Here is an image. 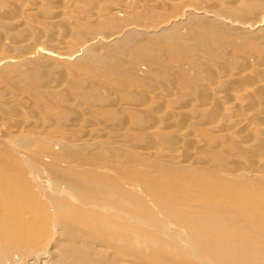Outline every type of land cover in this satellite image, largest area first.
Returning a JSON list of instances; mask_svg holds the SVG:
<instances>
[{"label":"rangeland","instance_id":"374dc122","mask_svg":"<svg viewBox=\"0 0 264 264\" xmlns=\"http://www.w3.org/2000/svg\"><path fill=\"white\" fill-rule=\"evenodd\" d=\"M31 1L0 0V59L10 55L25 60L0 62V120L5 123L0 121V131L8 139L0 140V192L6 195L0 196L7 198L8 204H3L9 210L36 213V237L45 228L48 236L56 232H51L56 236L55 240L50 236L51 244L45 238L49 243L45 246V234L35 243L31 236L30 246H43L46 259L52 256L49 264L68 257L61 264H264V179L239 178L225 171L240 169L236 160L247 157L261 159L264 170V142L248 149L242 141L249 140L251 131L232 136L214 126L219 117L224 124L236 117L235 111L223 108L220 114L219 108L236 96L235 87L247 85L235 73L264 60V50L257 45L264 25L262 32L260 28L236 32L227 21H260L264 0L237 5L233 0H161L156 5L145 0L119 17L101 16L109 0H70L63 4L62 23L54 22L51 9L63 0L50 2L51 7H30ZM120 1L133 6L140 0ZM185 4L198 11L185 12ZM22 10L24 25L14 28L9 21ZM93 11L99 15L94 22L78 15ZM204 11H218V18ZM173 17L182 18L173 22ZM132 22L134 29L129 28ZM29 36L42 38L34 45L55 55L35 56L28 52L33 47L17 48L18 41ZM5 38L7 46L1 47ZM83 43L89 44V52L80 50L81 55L58 64L62 59L57 55L76 53ZM245 53L260 59L249 62ZM254 75L264 79L262 72ZM224 76L230 82H223ZM217 79L221 94L216 93L218 98L214 94L213 113L205 104L214 103L210 99L214 92L209 90L208 96L201 88ZM235 98L242 109L263 101ZM169 109L177 110V115ZM19 114L28 122H19L17 132L18 122L12 120ZM185 123L191 125V136L184 137L186 147L178 153L182 138L170 131ZM18 145L26 152L17 153ZM187 161L190 164L185 165ZM54 179L67 190L61 197L54 192ZM41 183L47 186L41 188ZM25 244L18 247L21 252L30 247ZM220 247L225 251L214 249ZM53 253L62 258L54 261L58 256Z\"/></svg>","mask_w":264,"mask_h":264},{"label":"bare ground","instance_id":"6f19581e","mask_svg":"<svg viewBox=\"0 0 264 264\" xmlns=\"http://www.w3.org/2000/svg\"><path fill=\"white\" fill-rule=\"evenodd\" d=\"M2 1V0H1ZM7 1H9V2H12L13 0H7ZM53 1H56V0H32L31 1V5L29 4V6L31 7H36V6H42V7H45V5L46 4H49L50 2H52V5H54L53 4ZM60 1V0H59ZM62 1V0H61ZM76 1H78V0H76ZM80 1V0H79ZM85 1H87L88 2V0H85ZM106 1V0H105ZM130 1V0H129ZM143 1L144 2H146L145 0H140L139 2H135L136 4H132L133 6H128L126 3H123V2H121L120 0H112V1H110L109 0V4H110V6H107L108 7V9H107V12H105L104 13V15L102 14L101 16H107V17H119L120 15H122V13L124 12V11H126L127 10V8L129 9L130 7L132 8V10H136L135 8H139L140 6H141V4L143 3ZM163 1V0H162ZM162 1L161 0H152V3L154 2V4L155 3H162ZM166 1V0H165ZM233 1H235V2H241V3H243L244 1L246 2V1H249V0H233ZM3 2H4V0H3ZM3 2L1 3V4H3ZM68 2H70V3H72V1H70V0H67V1H65V0H63L62 1V4H58L57 5V3L54 5V7H53V9H51V12L53 13V16H55L56 18H55V21L54 22H56V23H62L61 22V18L63 17V18H65L64 17V7L66 6V5H68V4H70V3H68ZM73 2H74V0H73ZM81 2H84L83 0H81ZM95 2V1H94ZM132 2H134V1H131V3ZM167 2V1H166ZM176 2H178V1H176ZM175 2V3H176ZM188 2V1H187ZM238 2L237 3H235L236 5L238 4ZM244 2V3H245ZM6 3V2H5ZM89 3V2H88ZM98 2H96V4H97ZM130 3V2H129ZM174 3V2H173ZM7 4V3H6ZM51 4V3H50ZM49 4V5H50ZM63 4H66V5H63ZM81 4V3H80ZM84 4V3H83ZM86 4V3H85ZM57 5V6H56ZM156 5V4H155ZM199 5V4H198ZM223 5V4H222ZM236 5H234V6H236ZM2 6V5H1ZM5 7H6V5H4ZM8 6H9V4H8ZM28 6V7H29ZM212 6H216V7H219V5L218 4H213ZM230 6V5H229ZM50 7H51V5H50ZM49 7V8H50ZM80 7V6H79ZM105 7V6H104ZM193 7V6H192ZM191 7V5H189V4H185V7H184V11L185 12H187V11H189V10H191V11H194V12H197L198 10H196V9H194V8H192ZM46 8H47V6H46ZM70 8V7H69ZM76 8V7H75ZM81 8H83V7H81ZM80 8V9H81ZM89 8V7H88ZM93 8V7H92ZM91 8V9H92ZM100 8H102V7H100ZM215 8V7H214ZM7 9V8H6ZM45 9V8H44ZM103 9V8H102ZM216 9V8H215ZM2 10V9H1ZM49 10V9H48ZM96 10V9H95ZM105 10V9H104ZM201 10V9H200ZM35 11V10H34ZM46 11V10H45ZM74 11V10H73ZM82 11V10H81ZM100 11V10H99ZM183 11V12H184ZM48 12V11H47ZM46 12V13H47ZM75 12V11H74ZM78 12H80V10H78L77 11V13ZM101 12V11H100ZM184 12V14H186ZM208 11H204V13H206V14H208V15H214L215 17H217L218 18V15H215L217 12L216 11H211L212 13L211 14H209V13H207ZM24 10H22V12H18L17 13V15H15V16H12L13 17V19H11V21H9V24H11L12 26H14V28L15 27H21L22 26V24L24 23ZM27 13V12H26ZM26 13H25V15H26ZM68 13V12H67ZM77 13H75V14H73V15H77ZM93 13L94 14H88L87 16L86 15H84V14H78V15H80V17H83V18H87L88 20H90L91 22H94V21H96L98 18H99V15H96L97 13H96V11H93ZM102 13V12H101ZM129 13H130V11H129ZM16 14V13H15ZM50 14V13H49ZM86 14V13H85ZM100 14V13H99ZM183 14V13H182ZM181 14V15H182ZM63 15V16H62ZM77 15V16H78ZM77 16H76V19H77ZM100 16V17H101ZM51 17V16H50ZM75 17V16H74ZM54 18V17H53ZM78 18H79V16H78ZM85 18V19H86ZM182 18V17H181ZM181 18H179V17H173V19H172V21L174 22V21H176V20H178V19H181ZM220 18V17H219ZM80 19H82V18H80ZM84 19V20H85ZM7 20H9V19H6V21ZM50 20V19H49ZM100 20H102V19H100ZM104 20H107V22H109L108 21V19L106 18V19H104ZM63 21V20H62ZM81 21V20H80ZM87 21V20H86ZM90 21L88 22L89 24H90ZM170 21H171V19H170ZM226 21V20H225ZM48 22V21H47ZM177 22V21H176ZM227 22H229L230 23V27H231V29L232 30H234V31H236V32H239V31H241V30H245V29H247V31H251V30H256V29H259L260 28V30H261V32L263 31L262 29H261V26H263L264 25V15L262 16V18L260 19V21H257V22H254V24H249V23H244V22H232V21H227ZM96 23V22H95ZM133 23V22H132ZM6 24V23H5ZM49 24H51V23H49ZM84 24V23H83ZM7 25V24H6ZM24 25V24H23ZM137 25H138V23H137ZM165 25V24H164ZM170 25V24H169ZM91 26V25H90ZM137 27H139V26H137ZM136 27V28H137ZM162 27H163V25H162ZM229 26H228V28H230ZM89 28V27H88ZM130 29H134L135 27H134V23H133V26H131V27H129ZM33 29V28H32ZM95 29V28H94ZM102 29V28H101ZM263 29H264V27H263ZM28 30V29H27ZM36 30V29H35ZM98 30V29H97ZM151 30V29H150ZM260 30H258V31H260ZM22 31V30H21ZM164 31V30H163ZM244 32V31H243ZM243 32H242V34H243ZM246 32V31H245ZM260 32V33H261ZM30 33V32H29ZM58 33V32H57ZM103 33V32H102ZM256 33V32H255ZM31 34H33V33H31ZM94 34V33H93ZM104 34V33H103ZM102 34V35H103ZM115 34H120V33H115ZM114 34V35H115ZM12 35V34H11ZM20 35V34H19ZM30 35V34H29ZM46 35V34H45ZM44 34H43V37L45 36ZM114 35H112V36H114ZM18 36V35H17ZM122 36V35H121ZM20 37V36H19ZM18 37V38H19ZM32 36H29L28 38H26V39H21V38H19V39H21V41H18V40H16V41H18L19 43H18V46H17V48H32L31 50H29L28 52H29V54H31V55H35V56H37V54H38V52L39 53H43V54H45V53H48L49 55H55L54 53H52L51 51H49V49H47L46 47L44 48L43 47V45L41 46V45H34V44H36L37 43V41L39 42V41H41L42 40V36L40 35V37H42V38H31ZM94 37V36H93ZM96 37V36H95ZM94 37V39L96 40V38ZM104 37V36H103ZM119 37V36H118ZM252 37V36H251ZM254 37V36H253ZM252 37V38H253ZM256 37V36H255ZM45 38H46V36H45ZM45 38H43V39H45ZM90 38V37H89ZM91 38H92V36H91ZM259 38V37H258ZM12 39V38H11ZM38 39V40H37ZM66 39H68V38H66ZM87 39V38H86ZM103 39V38H102ZM110 39V38H109ZM255 39V38H254ZM60 40V39H59ZM70 40V39H69ZM88 41V43H92L93 42V39L91 40V39H87ZM94 40V41H95ZM2 42H1V47H5V46H7V43H8V40H7V38H5V40H1ZM62 41V40H61ZM71 41V40H70ZM59 42V41H58ZM255 42V41H254ZM84 43H85V41H84ZM83 43V44H84ZM31 44H33V45H31ZM69 44H70V42H69ZM254 44V43H253ZM259 44V45H258ZM11 45H14V43L12 44L11 43ZM16 45H17V43H16ZM66 45H68V44H66ZM91 45V44H90ZM257 45H258V47L259 46H261V48H263V50H264V37L263 36H261L259 39H258V41H257ZM69 46V45H68ZM68 46H66V47H68ZM89 44H84L83 46H82V48L81 49H79V51H77L76 53H74L75 52V50H73L74 52H73V54H69L68 53V51H67V54H60V55H57L58 57H59V60H61V61H59V63L58 64H60V63H62V61L63 60H65V61H70V60H72V59H74V57H77V56H79V55H81L82 54V52H80V50H84L85 51V53H87V52H89ZM8 48V47H7ZM6 48V49H7ZM15 48V47H14ZM13 48V50L14 51H16L15 49ZM62 48V47H61ZM4 49V48H3ZM47 49V50H46ZM260 49V48H259ZM2 50V49H1ZM7 50H9V48L7 49ZM20 49H18V51H19ZM262 50V49H261ZM13 51V52H14ZM53 51V50H52ZM8 52V51H7ZM9 52H10V50H9ZM13 52H11L12 53V55H13ZM54 52V51H53ZM5 53V52H4ZM15 53V52H14ZM58 53V52H57ZM62 53V52H61ZM262 53H263V51H262ZM18 54V53H17ZM17 54L16 55H14V56H17ZM28 53L27 54H25V55H29ZM47 54V58H48V55ZM242 54V53H241ZM246 54V53H245ZM8 55V54H7ZM46 55V54H45ZM88 55V54H87ZM86 55V56H87ZM34 56V57H35ZM39 56H41V55H39ZM90 56V55H89ZM88 56V57H89ZM20 57L21 56H19V59L18 60H20ZM25 56H23V58H24ZM31 57V56H30ZM41 57H44V55H42ZM57 57V58H58ZM18 58V57H17ZM26 58H27V56H26ZM29 58V57H28ZM90 58V57H89ZM243 58V57H242ZM36 59V58H35ZM244 59H246L247 61H249V62H257L258 61V59H260V58H258V56L256 55V54H246V55H244ZM18 60L16 59V57H12V56H10V55H8V56H5V57H2L1 59H0V62H3V63H5L6 65H12V64H15V63H17L18 62ZM26 60H28V59H26ZM43 60V59H42ZM52 60V59H51ZM56 60V62L55 63H57V60L58 59H55ZM54 60V61H55ZM21 62H24L25 60H20ZM29 61H30V59H29ZM34 61V60H33ZM260 61H262V60H260ZM20 62V63H21ZM43 62H44V60H43ZM53 62V61H52ZM51 63V62H50ZM44 64V63H43ZM257 63H255V65H249V66H247L246 68H244V69H240L239 70V68H238V70L240 71V72H236L235 74H237V76H238V78L240 79V81L241 82H243V84H245V83H247V85L245 84V85H242V83L240 84V85H242V86H237V87H235V92H233V94L232 95H234V93L236 94V96H233L230 100L228 99V100H226V102H225V106L223 107H221V105L219 106V108L221 109L220 111H221V113L220 114H222V111H223V108H225V109H227V110H229V111H235L236 113V117H234L233 115H232V117H233V119L232 120H230V122H226V124H224V123H222L221 121L222 120H219L220 119V117L219 118H217V122H215L216 123V125H214V126H218L217 128L219 129V130H222L223 131V133L224 134H227V133H231L232 134V136L234 135H236V133H238V132H242V131H251L252 133L250 134V136H249V140L248 141H242V139H241V141L243 142V144L245 145V147H247L248 149H253L252 147L255 145V144H258L259 142H261L262 141V144H263V142H264V79L263 78H260V79H254L255 77H253V75L254 74H258V72H262V73H264V60H263V63H258L257 65H256ZM42 65V64H41ZM45 65V64H44ZM47 65V64H46ZM13 66H16V65H13ZM40 66V65H39ZM43 66V65H42ZM57 65L55 64V67H56ZM209 66V65H208ZM54 67V66H53ZM57 68V67H56ZM58 69V68H57ZM236 70V69H235ZM228 75H229V73H228ZM230 75H232V78H234V76H233V74L231 73ZM255 76V75H254ZM260 76V75H259ZM228 77V76H227ZM253 77V78H252ZM256 77H258V76H256ZM221 78V77H220ZM224 79L226 78L225 76L223 77ZM222 78V81L224 82H228L229 80H230V78L228 77V78H226L225 80ZM236 78V77H235ZM238 78H236V79H238ZM259 78V77H258ZM215 80V79H214ZM219 79H217V81H218ZM213 81H211V83H210V85H212V86H210L209 84H207V85H209V86H205V87H203V88H201V92H204L205 93V91H207L206 92V95H207V93H208V96H210V94H209V90H213V97H211L210 99H211V101H212V99H213V102H214V100L216 99L217 100V98H218V95L216 96V93H219V92H217V91H219V89H221V84L219 85H217V83H219V81L218 82H216V83H212ZM215 82V81H214ZM230 82V81H229ZM221 83V82H220ZM61 84V83H60ZM123 85V84H122ZM61 85H59V87H60ZM223 86H225V85H223ZM222 86V87H223ZM219 88V89H218ZM58 89V88H57ZM4 90V89H3ZM59 90V89H58ZM7 91V90H6ZM5 92V91H4ZM9 92V91H8ZM142 93V92H141ZM212 93V92H211ZM223 93H224V91H223ZM186 94V93H185ZM214 94H215V96L217 97H215L214 96ZM219 94H221V93H219ZM231 95V96H232ZM221 96L222 95H219V97L221 98ZM247 96H250V98L253 96V98H263L262 100V102H259V104L257 105V106H255V107H251L250 109H247V106L244 108V109H242L241 108V102L238 100L237 101V99L235 98V97H237V98H247ZM6 97V96H5ZM220 98H219V100H220ZM194 99V98H193ZM208 99H209V97H208ZM209 99V100H210ZM215 100V101H216ZM218 100V101H219ZM252 100V99H251ZM211 101H209V102H211ZM217 101V104H219V102ZM183 103V102H182ZM213 104H215V102L214 103H206L205 105H206V107H207V109L206 110H211L212 111V109H215V107H214V105ZM243 104V103H242ZM7 105V104H6ZM204 105V106H205ZM224 105V104H223ZM243 106V105H242ZM80 107V106H79ZM189 107V106H188ZM89 109V108H88ZM247 109V110H246ZM170 110V109H169ZM180 110V109H179ZM219 110V109H218ZM208 111H206L207 113H209ZM210 111V112H211ZM169 112H174V114L175 115H177L176 114V112H177V110L176 111H174V110H170ZM168 112V113H169ZM182 112V111H181ZM213 112V111H212ZM211 112V113H212ZM216 112V111H215ZM227 112V111H226ZM167 113V114H168ZM183 113V112H182ZM214 113V112H213ZM233 113V112H232ZM171 115V114H170ZM209 115V114H208ZM164 116V115H163ZM27 117V116H26ZM208 118V117H207ZM215 119V118H214ZM12 120V119H11ZM219 120V121H218ZM0 121H2V120H0ZM13 123L14 122H18L17 124H16V131L18 130V131H20L21 129H20V125L23 123V125L25 124V123H27L28 122V119H26L25 118V116L24 117H22L20 114H19V116L18 115H15L14 116V118H13ZM224 121V120H223ZM3 122V121H2ZM1 122V123H2ZM19 122L21 123L20 125H19ZM158 122H160V121H158ZM35 123H37V122H35ZM209 124H211V125H209V126H212L213 124H212V121H209L208 122ZM3 124H5L4 122H3ZM186 124V123H185ZM183 125L182 127H180L179 125H178V127L179 128H173V129H171V131H170V134H172V135H176V136H180L181 138H182V140H180V141H182V143L180 142L179 143V147L181 148V150L179 149V151H178V153L180 152V151H182V149L184 148V141H185V138L184 137H186V136H188L189 134H190V132H188V131H191V125L188 123V124H186V125ZM230 124V125H229ZM22 125V126H23ZM227 125H229L228 127H227ZM208 126V125H207ZM1 127H2V125H1ZM12 127V126H11ZM10 127V128H11ZM24 127V126H23ZM49 127V126H48ZM193 127V126H192ZM170 128H172V127H170ZM216 128V129H217ZM9 129V128H8ZM12 129V128H11ZM20 129V130H19ZM212 129V128H211ZM210 129V130H211ZM217 129V130H218ZM13 130V129H12ZM69 130V129H68ZM194 130V129H193ZM256 130V132L255 133H253L254 131ZM14 132H15V130H13ZM17 131V132H18ZM25 131V130H24ZM148 132V131H147ZM213 132V131H212ZM235 133V134H234ZM60 135V134H59ZM112 135V134H111ZM28 136V135H27ZM190 136H191V134H190ZM189 136V137H190ZM35 137V136H34ZM57 137H59L58 135H57ZM62 137V136H61ZM241 137V136H240ZM239 137V138H240ZM7 138V137H6ZM54 138H55V140L57 139L56 138V136L54 135ZM171 138V137H170ZM178 138V137H177ZM234 138H236V137H234ZM238 138V137H237ZM180 139V138H179ZM0 140L1 141H7L6 139H5V137H4V135H3V133L0 131ZM59 140H61V138L59 139ZM194 141H196V139L194 140ZM199 141V140H198ZM56 142V141H55ZM202 141L200 140V143H201ZM236 142H238V143H240V140L239 141H236ZM113 143V142H112ZM200 143L198 142V144L200 145ZM91 144H95L94 142H92ZM194 144V143H193ZM196 144V143H195ZM203 144V143H202ZM202 144L200 145L201 147H202ZM241 144V143H240ZM239 144V145H240ZM176 145H178V143L176 144ZM197 145V144H196ZM91 146V145H90ZM195 146V145H194ZM199 146V147H200ZM17 147V146H16ZM186 147V146H185ZM22 146L21 145H18V147L17 148H15V151H17V153H21V152H23L24 150H25V148L23 149V151H22ZM154 148V147H153ZM156 148V147H155ZM34 149V148H33ZM157 149V151H160L159 149H158V147L156 148ZM177 149V148H176ZM195 149V148H194ZM193 149V150H194ZM196 149H198V147H196ZM192 150V149H191ZM190 150V151H191ZM200 150V149H199ZM244 150V149H243ZM257 150V149H256ZM148 151V150H147ZM175 151V150H174ZM246 151V150H245ZM251 151V150H250ZM264 151V150H263ZM25 152H26V150H25ZM144 152V151H143ZM145 152H146V150H145ZM144 152V153H145ZM149 153V155L151 154L152 156H154L155 154H156V151L154 150H150V151H148L147 152V154ZM183 153V152H182ZM262 153V152H261ZM261 153H258V154H261ZM141 154V153H140ZM146 153L144 154V155H147ZM248 154V153H247ZM256 154V153H255ZM148 155V156H149ZM179 155V154H178ZM142 156V155H141ZM182 156V155H181ZM196 156V155H195ZM201 156V155H200ZM158 157V156H157ZM202 157V156H201ZM233 157V156H232ZM231 157V159H233V158H236V157H233L232 158ZM260 157V156H259ZM262 157H264V155L262 154ZM262 157H260V158H262ZM202 159H203V157H202ZM237 159V158H236ZM188 160V159H187ZM198 160V159H197ZM255 160V161H254ZM254 160H252V159H250V158H243V159H241L240 158V160L239 159H237L236 161L238 162H236L237 164H239V166L241 167L240 169H231L230 170V167L228 168L230 171L228 172V170H225L229 175H231V176H235V177H238L239 176V178H240V176L241 177H245V178H248V177H252V178H263L264 179V170L262 169V167L260 166V164L262 163V160L261 159H259V160H257V159H254ZM257 160V161H256ZM183 161L184 160H182V163H183ZM205 161H208V160H205ZM204 161V159H203V163H205L206 164V162ZM232 161V160H231ZM66 163H69L68 161H65ZM188 162V161H187ZM187 162H185V163H187ZM234 162H235V160H234ZM62 163V162H61ZM63 163H64V161H63ZM184 163V164H185ZM210 163V162H209ZM188 164H190L189 162L187 163V164H185V165H188ZM214 164V163H213ZM212 164V165H213ZM230 164V163H229ZM184 165V166H185ZM209 165V164H208ZM234 165V164H233ZM190 166V165H189ZM214 167V166H213ZM216 167V166H215ZM228 167V166H227ZM227 167H226V169H227ZM217 169V168H216ZM56 176V175H55ZM55 180V179H54ZM56 181V182H55ZM54 182L57 184L56 185V187H54V192H55V194L58 196V197H61L62 196V194L63 193H66V191L67 190H64L63 189V187L64 186H62V183H61V180H55ZM43 182V181H42ZM15 183V182H14ZM163 185V184H162ZM38 186V185H37ZM43 186H47V185H44V183H41L40 184V187L42 188ZM161 186V185H160ZM72 187H73V189H76V187L75 186H73L72 185ZM71 187V188H72ZM132 187V186H131ZM79 188V187H78ZM4 190V189H3ZM78 190V189H77ZM45 192H46V190H45ZM49 192V191H48ZM71 192V191H70ZM2 192H0V194H1ZM5 194V193H4ZM69 194V193H68ZM2 195V194H1ZM69 195H71V194H69ZM2 196H6V195H2ZM2 196H0V264H37V263H40V262H42L43 264H49V262L48 261H50L49 259H52V256H50V258L48 259H46V251L44 250V247L43 246H39L40 244H39V241L41 240V239H39V241L38 242H36V243H38L39 245H37L36 246V248L33 246V247H31L32 245H31V243H35V241H37V239L38 238H40V236H44V232H45V229L47 230V228H45L44 229V232H43V235H41L40 234V236L39 237H36L37 235H36V232H35V230H36V226H35V214L33 215L32 214V212H30V211H27V212H30V213H28V216L26 215V214H22V213H20L21 212V210H23V208L22 209H20V212H17V211H14V210H16L15 209V207H14V210H12V209H10L9 210V208H7L4 204H3V201H4V203H7L8 204V202L6 201V199L7 198H3ZM55 196V195H54ZM57 197V198H58ZM54 198V200H55V202H56V204H58V205H60V203H62V200L60 199V198ZM168 199V198H167ZM65 201V200H64ZM57 205V206H58ZM62 205V204H61ZM10 206V205H9ZM106 206V205H105ZM243 206V205H242ZM48 207H49V205H48ZM51 207V206H50ZM52 207H53V204H52ZM241 207V206H240ZM60 208V207H59ZM105 208V207H104ZM114 208V207H113ZM49 209H51V208H49ZM55 210V209H54ZM62 210V209H61ZM40 213V212H39ZM40 215V214H39ZM43 216V215H42ZM44 217V216H43ZM44 219H46V218H44ZM54 219V218H53ZM52 222V221H51ZM139 222V221H138ZM48 224V223H47ZM47 224L45 223L44 224V227H45V225L47 226ZM51 224V223H50ZM38 225V224H37ZM41 225V224H40ZM49 225V224H48ZM56 226V225H55ZM55 226H52V225H50V227H53V228H55ZM150 226V225H149ZM158 226V225H157ZM36 227V228H35ZM41 227V226H40ZM48 227V226H47ZM162 227V226H161ZM150 228V227H149ZM57 229H59V228H56L55 230H57ZM156 229V228H155ZM38 230H39V228H38ZM49 230V229H48ZM51 232H53V231H51ZM51 232L49 233L50 234V236L52 237L53 235L52 234H54V232L51 234ZM48 233V232H47ZM47 233L45 234V237H44V239L47 237V239H49V238H51L50 236H48L47 235ZM56 233V232H55ZM59 234H61V233H59ZM152 234V233H151ZM58 235V234H57ZM34 237L35 239H32L30 242V244H29V240H27L28 238H30V237ZM54 237V236H53ZM52 237V238H53ZM51 238V239H52ZM54 238H56V236L54 237ZM53 238V240H55ZM44 239H42V241H40L41 243L44 241ZM51 239H49L50 240V244L52 243L51 242ZM59 239V238H58ZM48 240V241H49ZM64 240V239H63ZM55 242V241H54ZM62 242V241H61ZM64 242V241H63ZM26 243V244H25ZM60 243V242H59ZM27 245L28 246V244H29V246L30 247H28V248H26V251H25V249H24V252H21L20 250H22V249H20V248H18L20 245ZM46 244H49V243H47V241H46V239H45V243H44V246L46 245ZM34 245V244H33ZM41 245H43V244H41ZM67 246V245H66ZM78 246V245H77ZM76 245L74 246L75 248L77 247ZM49 247V246H48ZM71 247V246H70ZM22 248V247H21ZM47 248V247H46ZM20 249V250H19ZM215 250H218V251H221V252H224L223 250H222V248L220 247V248H214ZM77 250V249H76ZM66 251V250H65ZM65 251H64V253H65ZM47 252H48V250H47ZM70 252V251H69ZM119 252V251H118ZM62 253V252H61ZM49 254L50 255H52V252H49ZM54 254V253H53ZM56 254V253H55ZM54 254V255H55ZM66 254H69L68 252H66ZM65 254V255H66ZM74 254V253H73ZM57 255V254H56ZM56 255H55V257H56ZM65 255H64V257H65ZM71 254H69V256H70ZM89 255V254H88ZM58 256V258L56 257L55 259L56 260H54V261H56V262H58V260L57 259H59V257H60V259L62 258L61 257V255L59 254V255H57ZM86 256V255H85ZM45 257V258H44ZM44 258V259H43ZM69 258V257H68ZM67 258V259H68ZM59 259V260H60ZM62 259H64V258H62ZM62 259L60 260L61 262H60V264L63 262L64 263V261L66 260L67 261V259H65L64 261H62ZM72 259H74V256L72 257ZM72 259H70V260H72ZM76 259L78 260V257L77 258H75V260L74 261H76ZM54 261H52V262H54ZM65 261V262H66ZM69 261V260H68ZM70 263L71 262H73V261H69ZM68 262V263H69ZM55 263V262H54ZM67 263V264H68ZM77 263V262H76ZM72 264H75V262H73ZM89 264V263H88Z\"/></svg>","mask_w":264,"mask_h":264}]
</instances>
